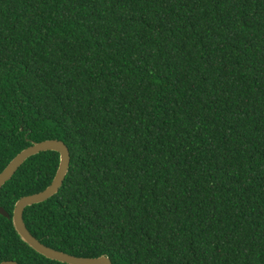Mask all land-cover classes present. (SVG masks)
Listing matches in <instances>:
<instances>
[{
	"label": "trees",
	"instance_id": "obj_1",
	"mask_svg": "<svg viewBox=\"0 0 264 264\" xmlns=\"http://www.w3.org/2000/svg\"><path fill=\"white\" fill-rule=\"evenodd\" d=\"M62 141L59 192L23 221L112 264H264V0H0V173ZM59 154L0 189V264H62L17 235L16 202Z\"/></svg>",
	"mask_w": 264,
	"mask_h": 264
},
{
	"label": "water",
	"instance_id": "obj_2",
	"mask_svg": "<svg viewBox=\"0 0 264 264\" xmlns=\"http://www.w3.org/2000/svg\"><path fill=\"white\" fill-rule=\"evenodd\" d=\"M43 152H55L59 154V165L51 184L43 191L20 198L14 207L12 224L21 241L37 254L44 258L62 264H112L106 256L96 258L76 257L46 247L33 237L25 226L23 213L27 207L37 205L54 197L62 187L68 174L71 155L67 146L58 140H46L34 143L32 146L21 151L6 168L0 173V189L14 176L15 172L31 157ZM0 215L9 219V214L0 207ZM1 264H18L14 261H4Z\"/></svg>",
	"mask_w": 264,
	"mask_h": 264
}]
</instances>
